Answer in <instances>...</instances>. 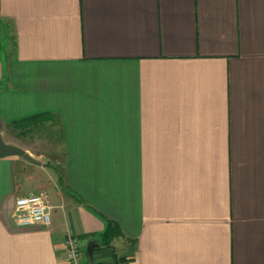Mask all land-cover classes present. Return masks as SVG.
Listing matches in <instances>:
<instances>
[{
    "label": "crops",
    "instance_id": "crops-1",
    "mask_svg": "<svg viewBox=\"0 0 264 264\" xmlns=\"http://www.w3.org/2000/svg\"><path fill=\"white\" fill-rule=\"evenodd\" d=\"M0 122V264H264V0H0Z\"/></svg>",
    "mask_w": 264,
    "mask_h": 264
},
{
    "label": "built area",
    "instance_id": "built-area-1",
    "mask_svg": "<svg viewBox=\"0 0 264 264\" xmlns=\"http://www.w3.org/2000/svg\"><path fill=\"white\" fill-rule=\"evenodd\" d=\"M51 206L42 195H30L17 199L15 214L20 226L49 225ZM83 241L68 235L65 240V258L69 264H86L83 259Z\"/></svg>",
    "mask_w": 264,
    "mask_h": 264
},
{
    "label": "water",
    "instance_id": "water-1",
    "mask_svg": "<svg viewBox=\"0 0 264 264\" xmlns=\"http://www.w3.org/2000/svg\"><path fill=\"white\" fill-rule=\"evenodd\" d=\"M9 156L23 157L28 162L36 163L35 160L21 148L4 142L1 135V122H0V158L9 157Z\"/></svg>",
    "mask_w": 264,
    "mask_h": 264
},
{
    "label": "trees",
    "instance_id": "trees-1",
    "mask_svg": "<svg viewBox=\"0 0 264 264\" xmlns=\"http://www.w3.org/2000/svg\"><path fill=\"white\" fill-rule=\"evenodd\" d=\"M40 116H42V115H37L35 117H31V118L25 119V120H23L21 122L36 120ZM116 230H117V227L113 223H109L108 226H107V229H106L105 233L103 234V240L105 242L110 241L114 235H116V234L119 233V231L117 232Z\"/></svg>",
    "mask_w": 264,
    "mask_h": 264
},
{
    "label": "rangeland",
    "instance_id": "rangeland-1",
    "mask_svg": "<svg viewBox=\"0 0 264 264\" xmlns=\"http://www.w3.org/2000/svg\"><path fill=\"white\" fill-rule=\"evenodd\" d=\"M44 128H45V127H44ZM44 128H43V129H44ZM43 129L40 128L39 130H40V131H43V132L45 133V136H43V137L46 138V130H43ZM45 129H46V128H45ZM34 133H35V132H34ZM44 133H43V134H44ZM33 137H34V138H37V139L39 138V136H37V132L34 134V136H31V137L28 136V137L26 138V140H27L26 142H27L28 144H31L32 141H33V139H34ZM28 138H29V139H28ZM32 138H33V139H32ZM33 142H34V141H33Z\"/></svg>",
    "mask_w": 264,
    "mask_h": 264
}]
</instances>
